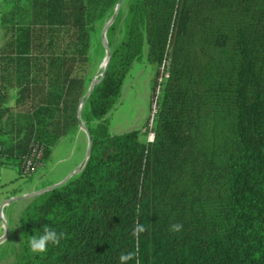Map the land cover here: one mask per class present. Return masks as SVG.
Instances as JSON below:
<instances>
[{
	"label": "trees",
	"instance_id": "16d2710c",
	"mask_svg": "<svg viewBox=\"0 0 264 264\" xmlns=\"http://www.w3.org/2000/svg\"><path fill=\"white\" fill-rule=\"evenodd\" d=\"M116 1L0 0V154L20 174L33 148L44 158L76 131L90 51L104 54L93 39ZM105 38L104 72L79 109L87 157L23 206L10 264H118L122 252L264 264V0H121ZM141 53L154 64L149 141L104 120ZM136 223L146 231L133 237ZM46 225L65 238L33 254Z\"/></svg>",
	"mask_w": 264,
	"mask_h": 264
},
{
	"label": "rangeland",
	"instance_id": "374dc122",
	"mask_svg": "<svg viewBox=\"0 0 264 264\" xmlns=\"http://www.w3.org/2000/svg\"><path fill=\"white\" fill-rule=\"evenodd\" d=\"M101 28L99 34L96 31L93 43L98 35L100 39ZM90 52L93 66L91 78H96L101 68L99 63L102 57L93 47ZM153 70L154 64L144 59L143 53L133 60L122 81L118 99L105 116L108 132L119 133L139 128L143 132L139 137L146 140L145 122L150 109L149 79ZM86 140V133L79 126L73 135H61L43 158V164L31 174H20L16 162L10 160L0 162V226H2L0 227V264L11 262V246L16 243L18 237L21 209L37 194L31 192L60 180L63 177L60 176L69 172L75 162L78 164L84 156ZM19 195L24 196L3 202L9 196ZM4 231L5 236L1 238Z\"/></svg>",
	"mask_w": 264,
	"mask_h": 264
},
{
	"label": "clouds",
	"instance_id": "9594fccd",
	"mask_svg": "<svg viewBox=\"0 0 264 264\" xmlns=\"http://www.w3.org/2000/svg\"><path fill=\"white\" fill-rule=\"evenodd\" d=\"M2 227V226H0ZM183 228L182 224L174 223L169 227L171 232H180ZM146 228L143 224L136 223L132 235L133 237H138L139 234L144 233ZM65 238L63 232H57L54 228L49 226H44L42 229V234L39 236L33 235L29 240V248L33 254H43L48 251L49 244L53 246L59 245L60 241ZM135 260V264H140L138 258H136V253L134 252H122L118 257V264H129V261Z\"/></svg>",
	"mask_w": 264,
	"mask_h": 264
},
{
	"label": "water",
	"instance_id": "95a60500",
	"mask_svg": "<svg viewBox=\"0 0 264 264\" xmlns=\"http://www.w3.org/2000/svg\"><path fill=\"white\" fill-rule=\"evenodd\" d=\"M120 2H121V0H117V1H116L115 6H114V9H113L111 15H110L109 18L104 22V24H103V26H102V28H101V31H100V40H101V43H102V45H103V47H104V54H103L102 59H101V61H100V63H99V66H101V69H100V71H99V73H98V76H97L95 79H94V78H91V80L89 81V84H88V86H87V90H86V92L80 97L79 102H78V106H77V112H76L77 124H78L79 127H81V128L85 131V133H86V139H87V140H86V148H85L84 156L82 157V159L80 160V162H79L78 164H76V166H75L74 168H72L69 172H67V173H66V174H65L60 180H58V181H56V182H54V183H51V184H49V185H46V186H44L43 188H41V189H39V190H37V191H35V192H31V193H39V192H42V191H44V190H47V189H49V188H51V187H53V186H55V185L61 183V182L64 181L67 177H69L73 172L78 171V170L81 168V166L83 165V163H84V161H85V159H86V157H87V154H88V152H89V148H90V136H89V133L87 132V130H86V128H85V126H84V124H83L81 118H80L79 109H80V107H81V105H82V103H83V101H84L86 95L88 94L90 88L92 87L93 83L96 82V81L102 76V74H103V72H104V68H105L106 62H107L108 57H109V48H108V46H107V41H106V38H105V29H106V27L108 26V24H110V23L112 22V20H113V18H114V16H115L116 10H117V8H118L119 5H120ZM22 196H24V195H19V196H9V197L6 198L3 202L5 203V202L10 201L11 199L19 198V197H22ZM0 208H1V206H0ZM4 236H5V231H4V233L2 234L1 238H3Z\"/></svg>",
	"mask_w": 264,
	"mask_h": 264
},
{
	"label": "built area",
	"instance_id": "2783aa9c",
	"mask_svg": "<svg viewBox=\"0 0 264 264\" xmlns=\"http://www.w3.org/2000/svg\"><path fill=\"white\" fill-rule=\"evenodd\" d=\"M160 77H158V80ZM157 86H155V92H157ZM150 109L146 119V141L152 139L153 133L151 130L152 115L155 111V95L150 93ZM1 150V145H0ZM0 154V162H1ZM43 164V152L41 147L33 148L28 154L24 155L19 162V170L22 174H31L37 167Z\"/></svg>",
	"mask_w": 264,
	"mask_h": 264
},
{
	"label": "crops",
	"instance_id": "0c3cea01",
	"mask_svg": "<svg viewBox=\"0 0 264 264\" xmlns=\"http://www.w3.org/2000/svg\"><path fill=\"white\" fill-rule=\"evenodd\" d=\"M0 34H1V33H0ZM0 41H1V35H0ZM9 103H12V101L10 100ZM76 164H77V162H75V163L70 167V170H71L72 168H74V167L76 166ZM70 170H68V171H70ZM62 176H64V174H62L60 177H62ZM58 179H59V178H58ZM58 179H56V180H58Z\"/></svg>",
	"mask_w": 264,
	"mask_h": 264
},
{
	"label": "bare ground",
	"instance_id": "6f19581e",
	"mask_svg": "<svg viewBox=\"0 0 264 264\" xmlns=\"http://www.w3.org/2000/svg\"><path fill=\"white\" fill-rule=\"evenodd\" d=\"M95 79V78H94Z\"/></svg>",
	"mask_w": 264,
	"mask_h": 264
}]
</instances>
